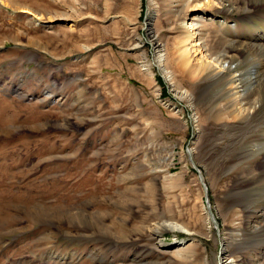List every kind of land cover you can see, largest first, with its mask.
I'll use <instances>...</instances> for the list:
<instances>
[{
	"label": "rangeland",
	"instance_id": "374dc122",
	"mask_svg": "<svg viewBox=\"0 0 264 264\" xmlns=\"http://www.w3.org/2000/svg\"><path fill=\"white\" fill-rule=\"evenodd\" d=\"M57 1L0 0V264H171L188 237L193 264H215L224 249L264 264V199L224 189L241 178L264 191V159L248 153H264V105L248 123L221 125L214 103L204 113L222 81L191 80L176 63L180 22L205 0ZM215 4L225 35L264 40V4ZM258 49L232 59L245 83ZM176 91L193 95L198 124ZM169 219L191 234L148 233Z\"/></svg>",
	"mask_w": 264,
	"mask_h": 264
},
{
	"label": "bare ground",
	"instance_id": "6f19581e",
	"mask_svg": "<svg viewBox=\"0 0 264 264\" xmlns=\"http://www.w3.org/2000/svg\"><path fill=\"white\" fill-rule=\"evenodd\" d=\"M258 1L264 4V0ZM219 8L220 7L215 4V0H205L203 1V3H198L194 7L191 6L190 11L193 9L197 10H194L190 17L180 22L179 27L183 29V31H187V36L181 42L182 46L180 47V49L176 52V63L179 65V67L184 69L183 74L185 76H188L191 80L201 78L202 80H214L215 82L222 81V83L224 84V88L222 90L220 98L211 101L210 103H208V105H206L210 108L208 107V110L206 109L204 116L208 117L210 115V109H212V104L214 103L215 108L218 110H215L218 114V116L217 114H215L217 122L222 123L221 125H226L228 127L234 126L238 122L248 123L252 116H254V114H256V112L259 110L260 106L264 105V60H262L261 58L262 61L258 62V65L256 64L255 66H251L249 73L251 75V79L249 83H245L244 76L241 75L240 70L233 69V65L235 66V64L232 60L236 58L239 53H244L247 49L251 50L264 48V40L261 37L255 39H253L252 37L245 40L242 37L237 39L232 38V34H230V37L225 35V33L223 32L222 23L218 24V22L215 21L217 13L222 12L221 10H219ZM25 11L27 12L28 10ZM208 11H210V13H208ZM154 17L155 12H152L151 16L147 18L146 28L148 30H151L153 27L152 21ZM207 20L212 21L209 22ZM217 26V29H212ZM222 33H224V35ZM236 34L239 33L237 32ZM153 42L156 49L155 52L159 59H157L158 66L162 68L166 75H168L169 80H172V75H170L169 71L166 69V66L168 67L169 64L167 63L169 57L167 54L164 55L166 56V59L163 56L164 46H162L161 43L159 44L157 42V38L155 36H153ZM256 51L259 52L260 50L258 49ZM251 91H253L252 94ZM176 93L179 94L180 97L186 96L188 98L187 101H190L189 107L192 111L191 113H193L191 121L194 125L198 124L199 121H201V118L197 108L193 103V95L191 93L188 94L186 91H176ZM175 112L180 113L181 110L176 109ZM197 114L199 115V117L196 116ZM261 129L262 133H260V138H263L264 124H261ZM249 152H251V156L257 155L258 158L262 160L264 159V153H262L263 151L261 152L256 150V152L248 151V153ZM189 154L191 157L190 159L194 161V154H196L194 153V149H190ZM211 166L209 168V165H207L208 169H211ZM252 184L256 185L258 184V182H250V179L234 178L224 185V189L227 190V192L229 190L244 191L242 193H234V195L231 196L233 200L246 199V201L250 202L256 201L258 199H264V191H253ZM206 185L207 184L205 183V186ZM247 187H250L249 192L246 191ZM213 219L217 221L215 217H213ZM166 231H172L176 233L183 232L187 235L191 234V229L188 225L171 219L151 225L149 227L148 233H150L156 239L160 240L161 235ZM189 240L190 239L188 237V239H182L173 243L172 248L175 249L172 250V252H170L168 255L169 259L171 260V264H193L198 259V257H200V254L196 253L194 245L191 244V240ZM151 252L153 253L152 250ZM161 252L165 253V251ZM158 254L161 255L162 253L158 252ZM228 254L225 249L222 250V254L215 264H238L237 260L233 259V257L231 258ZM250 257L256 258L257 253L252 251ZM199 260H202V258H199ZM203 264L211 263L207 259H205L203 261Z\"/></svg>",
	"mask_w": 264,
	"mask_h": 264
}]
</instances>
